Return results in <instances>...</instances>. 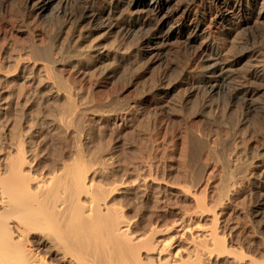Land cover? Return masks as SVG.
Segmentation results:
<instances>
[{
	"label": "bare ground",
	"instance_id": "bare-ground-1",
	"mask_svg": "<svg viewBox=\"0 0 264 264\" xmlns=\"http://www.w3.org/2000/svg\"><path fill=\"white\" fill-rule=\"evenodd\" d=\"M14 1L22 3L25 18L44 24L47 36L40 44L42 35L25 21L36 58L17 60L14 72L42 66L58 81L67 116L57 125L76 127L77 146L70 156L45 164L41 174L21 151L11 164L0 166V264H264V163L257 165L259 184H249L257 173L231 171L210 203L199 194L201 185L188 189L194 206L183 212L178 233L193 235L182 250L170 253L165 234L134 229L111 203L114 193L132 190L128 182L105 189L94 181L80 131L86 110L79 108L60 65L67 56L91 63L112 58L86 45L90 34L104 32L119 43L121 61L150 57L168 60L171 67L170 57L180 58L178 72L194 74L208 96L229 90L231 101L242 98L255 106L264 86V0ZM62 38L65 44L59 46ZM247 184L257 202L243 211L239 201Z\"/></svg>",
	"mask_w": 264,
	"mask_h": 264
},
{
	"label": "rangeland",
	"instance_id": "rangeland-1",
	"mask_svg": "<svg viewBox=\"0 0 264 264\" xmlns=\"http://www.w3.org/2000/svg\"><path fill=\"white\" fill-rule=\"evenodd\" d=\"M25 21L33 23L20 1L0 4V166L11 164L21 151L41 174L45 164L73 153L76 127L57 125L67 116V101L58 96L60 84L42 66L14 72L17 60L36 58ZM33 24L44 45V24ZM63 44L64 38L58 45ZM118 44L104 32L90 34L86 45L112 58L91 63L67 56L60 63L62 73L73 83L79 108L86 110L80 131L94 181L105 189L128 182L132 190L114 193L111 203L124 211L134 229L165 234L168 251L176 254L193 235L178 233L183 212L194 206L188 189L201 185L199 194L210 203L231 171L257 173L249 184H259L264 86L254 97L255 106L242 98L231 101L229 90L208 96L194 74L178 72L184 63L180 58L170 57L171 67L168 60L152 62L150 57L121 61ZM249 184L239 201L243 211L257 202ZM202 226L210 228V222L203 220Z\"/></svg>",
	"mask_w": 264,
	"mask_h": 264
}]
</instances>
